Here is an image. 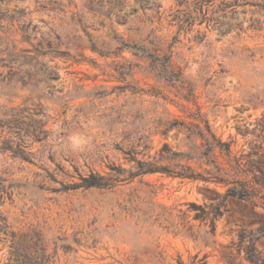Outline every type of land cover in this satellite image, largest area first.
Wrapping results in <instances>:
<instances>
[{
	"label": "rangeland",
	"instance_id": "1",
	"mask_svg": "<svg viewBox=\"0 0 264 264\" xmlns=\"http://www.w3.org/2000/svg\"><path fill=\"white\" fill-rule=\"evenodd\" d=\"M47 1L52 11L32 20L57 54L25 67L6 52L27 45L0 31V225L6 220L20 238L38 233L49 264H189L195 255L209 264H250L237 244L243 229L247 237L259 234L264 264V0L14 5L34 10ZM120 41L160 49L173 75L166 79L148 59L117 51ZM198 118L230 146V156L215 152L223 173L199 168L195 139H188ZM41 128L40 142L24 137L27 161L3 149L4 139ZM163 144L189 153L184 163L198 174L206 169L229 187L246 181L256 197H227L211 236L193 212L184 213L188 203L220 200L223 185L156 173L112 188L75 189L79 175L128 169L131 152L146 159ZM9 245L0 233V264H8Z\"/></svg>",
	"mask_w": 264,
	"mask_h": 264
},
{
	"label": "trees",
	"instance_id": "2",
	"mask_svg": "<svg viewBox=\"0 0 264 264\" xmlns=\"http://www.w3.org/2000/svg\"><path fill=\"white\" fill-rule=\"evenodd\" d=\"M29 0H0V4L3 5L2 18L6 21V24L0 25V31L4 33H14L20 37V42L26 44V47L19 49V51L8 50L6 54L8 57L18 56L24 61L25 67L28 66L27 62L37 61L40 58H45L57 54L60 51L54 50V43L51 40V36L41 32L40 27L33 23L32 16L34 13L40 11H52L46 7L50 1L44 4V6L37 5L34 10H30L29 7H17L15 3H25ZM36 4H40L38 1ZM203 5V4H201ZM197 10V9H196ZM202 12V6L199 8ZM179 30H183V25H178ZM87 36L88 33L86 34ZM57 37V36H56ZM58 38V37H57ZM90 50L97 53L96 46L91 43ZM15 46V45H13ZM14 48V47H13ZM117 51L128 50L133 55L146 58L153 65L154 71L169 79L172 76V69L168 56H160L158 51L160 49L146 50L144 47L137 45H129L124 41H120V46L117 47ZM19 53V55H18ZM161 62V63H160ZM11 68V66H9ZM26 80L27 70L24 72ZM22 85H29L28 81L21 80ZM25 125V123H23ZM26 126V125H25ZM195 131H189L188 139L192 141L196 152L194 156L198 161L199 168L203 166H210L217 172L223 173L226 169L221 163H217L215 152L218 151L221 154H227L230 156L229 144L222 142L212 132L211 127L207 121H202L198 118L196 123H192ZM45 131L41 129L29 131V129L23 130L22 133H17V139L12 137L4 139L3 149L11 152L15 157H19L27 161L25 157V141L24 137L31 136L33 142H40V134ZM197 142V143H196ZM151 148L149 149V151ZM132 155L127 159L130 167L128 169L122 167L110 168V173L101 175L100 173L91 172L89 175L80 176L81 182L75 185L76 188H112L116 184L123 181H132L137 177L152 174L166 175L172 178L188 179L192 181L200 180L205 183L213 182L225 186L227 189L221 195L220 200L210 202L208 204H196L188 203V209L185 211V215L193 212L191 219L199 223V226L205 228V233L211 236L215 235L216 222L223 215L224 203L227 197H234L238 199H250L253 200L256 195L252 194L251 187L248 186L246 181H237L233 186L229 187L230 183L226 182L219 176H211L210 172L203 169L204 174L196 173L189 165L184 163V160H191L189 153L173 152L167 144H163L161 148L155 152L153 156L148 153V158L139 159L136 152H131ZM238 164V163H237ZM240 164V163H239ZM9 226L4 220L0 225V233L4 235L5 241H9L8 251V264H24L23 259L31 258L35 261L39 260V264H49L50 256L47 254V248L44 245L42 238L38 233L32 231L31 234H25L24 238H20L16 233L9 231ZM259 234L255 231H250V236L245 235V231L242 229L238 233V247L239 251L245 254V260L250 264H258L260 261L256 250V243L258 241ZM26 264V263H25ZM178 264H185L179 259ZM189 264H209L206 261V257L198 258V255L192 257Z\"/></svg>",
	"mask_w": 264,
	"mask_h": 264
}]
</instances>
